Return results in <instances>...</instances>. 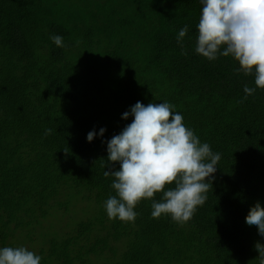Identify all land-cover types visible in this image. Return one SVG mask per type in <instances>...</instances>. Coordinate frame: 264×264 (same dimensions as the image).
Returning <instances> with one entry per match:
<instances>
[{"label":"trees","instance_id":"obj_1","mask_svg":"<svg viewBox=\"0 0 264 264\" xmlns=\"http://www.w3.org/2000/svg\"><path fill=\"white\" fill-rule=\"evenodd\" d=\"M200 7L0 0V247L33 243L36 233L39 264H258L254 244L264 238L244 216L256 201L264 207V88L234 71L231 56L194 52ZM185 24L182 53L176 33ZM245 84L255 91L245 95ZM137 100H167L220 153L205 200L185 222L150 215L159 192L137 202L132 221L103 208L114 194L106 141L131 121L121 113ZM100 127L102 136L85 139ZM79 204L83 218L69 232H43Z\"/></svg>","mask_w":264,"mask_h":264},{"label":"clouds","instance_id":"obj_2","mask_svg":"<svg viewBox=\"0 0 264 264\" xmlns=\"http://www.w3.org/2000/svg\"><path fill=\"white\" fill-rule=\"evenodd\" d=\"M200 4L194 52L210 61L218 55L231 56L239 65L234 71L253 74L255 88H264V0H200ZM187 30L185 24L176 33L182 53ZM49 39L64 46L59 34H50ZM255 88L245 84L243 92L247 95ZM174 108L167 100L147 104L137 100L121 113L122 119L131 116V121L106 141L109 167L104 175L113 178L114 190L103 202L109 219L132 221L138 214L137 202L159 192L160 198L150 201V215L166 214L182 223L205 200L220 153L201 142ZM44 131L48 134L51 129ZM104 132V127L89 130L85 139L90 142ZM244 222L255 225L264 238V207L259 201L248 208ZM254 248L258 264H264V243L257 241ZM40 260V255L22 245L0 247V264H39Z\"/></svg>","mask_w":264,"mask_h":264},{"label":"rangeland","instance_id":"obj_3","mask_svg":"<svg viewBox=\"0 0 264 264\" xmlns=\"http://www.w3.org/2000/svg\"><path fill=\"white\" fill-rule=\"evenodd\" d=\"M83 208H85V206L83 204H79L74 208H70L68 213L64 215L62 213H58L52 218H49L48 221L46 220L42 225L44 228L43 232L47 233V232L55 231L59 234L64 232H69L72 227L71 225L74 222L83 218V214H82V211H84ZM18 242H20V244H17L16 246L22 245L30 250L35 251L36 248L38 247V244L40 243V240L35 233V236L32 239L33 243L22 242L20 240H18ZM13 246L15 247V245Z\"/></svg>","mask_w":264,"mask_h":264}]
</instances>
